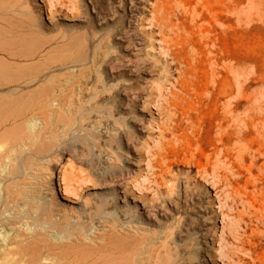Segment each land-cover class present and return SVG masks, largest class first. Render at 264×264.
Here are the masks:
<instances>
[{
	"label": "rangeland",
	"instance_id": "obj_1",
	"mask_svg": "<svg viewBox=\"0 0 264 264\" xmlns=\"http://www.w3.org/2000/svg\"><path fill=\"white\" fill-rule=\"evenodd\" d=\"M44 1L42 7L39 0H0V75L4 77H0V102L8 96L0 103V111L6 106L3 103H12L13 108L6 107L10 112L20 98L27 104V98L36 93L38 85L27 84L16 74L69 70L103 72L113 89L105 94L116 100L118 111L104 118L94 113L87 122L77 117L94 104L86 100L85 108L73 107L70 114L80 120L69 130L61 119L55 121L67 114V104L59 112L47 108L48 115L52 109L58 112L53 113L56 118L50 115L53 122L44 114L45 108L42 113L37 112L39 108L18 117L17 109L23 108L19 102L13 115L4 113L13 117L1 122L3 135L7 134L3 128L15 132L16 123L24 125L28 117L37 121L31 131L39 135H47L51 123L62 122L65 126L58 125L57 130L67 129L65 135L86 141L59 153L50 164L46 155L26 152L19 158L22 173L18 175H10L12 166L2 163V172L8 170L0 174L2 249L8 244L19 249L18 242L26 239L31 249L26 250L24 241L19 264L34 254V261L30 257L25 264H67L74 255L69 253L65 259L64 253L75 250L78 256L91 255L94 246L104 244V234L109 239L111 222L118 220L131 232L138 231V264H264V0H77L75 11L58 8V13L51 4L58 6L59 0ZM165 21L172 30L163 27ZM182 30L202 52L188 48L194 54L189 58L193 67L199 60L201 64L187 75L180 72L184 65L173 61L171 55L177 49L169 42L174 31ZM76 31L87 33L86 44L92 51L101 47L96 65L93 53L81 63L68 56V36ZM91 32L97 35L93 38ZM28 105L23 106L28 109ZM100 105L111 107L108 100ZM168 150L177 152L168 156ZM26 157L48 167L40 173V166L29 164L39 172L37 176L46 178L32 180V185L35 173L29 165V171L24 170ZM72 169L93 179L106 173L107 185L79 189L80 198L70 199L74 202L70 206L50 188L55 177L63 182V174ZM147 178L162 184L139 190L136 181ZM18 190L15 195L13 191ZM7 192L13 193L12 198ZM103 198L113 201L112 207L98 211L96 204ZM127 210L135 213L136 223L125 215ZM8 219L11 224L3 225ZM133 241L131 236L125 238L124 246L132 248ZM56 257H64L63 262ZM11 258L9 262L18 257Z\"/></svg>",
	"mask_w": 264,
	"mask_h": 264
},
{
	"label": "bare ground",
	"instance_id": "obj_2",
	"mask_svg": "<svg viewBox=\"0 0 264 264\" xmlns=\"http://www.w3.org/2000/svg\"><path fill=\"white\" fill-rule=\"evenodd\" d=\"M41 3H42V7H43V5H44V3H45V1L44 0H39ZM66 2H67V0H59L58 1V6L57 5H55V4H51V9L52 10H55L57 13L59 12V9L58 8H68L69 10H72V11H75V9H76V7H77V0H69L68 1V4H66ZM166 5H162V8L165 10V12L167 11V9H166V7H165ZM194 9V8H193ZM168 10H169V7H168ZM50 12H51V10H50ZM186 12V11H185ZM45 13V12H44ZM182 13H184V11L182 12ZM49 16V15H48ZM76 18V17H78V14H76V15H74L73 14V18ZM49 18H50V16H49ZM197 19V18H196ZM198 20V19H197ZM163 27L165 28H170V30H172V25L171 24H169L167 21H165L164 23H163ZM202 28H205L204 26H201ZM205 33H210L211 32V30L210 29H205ZM183 30L181 31V33H179L178 31H174L173 32V34H174V36L172 37V38H170L169 39V42H170V44L173 46V48H176L177 49V51H176V53H174V54H172L171 56H172V59H173V61L175 62V64H183L184 65V68L183 69H180V72H181V75H187L190 71H195L196 72V70H198V68H199V66H200V64H201V60H199L198 61V65L196 66V67H193V65H192V63H191V61L189 60V58H190V56L191 55H194V54H191L190 53V51L188 50V48H190V47H192L193 48V50H196L199 54H201L202 52H201V50L200 49H197L196 48V46L195 45H193V43H192V40L190 39V38H188L185 34H183ZM97 35V32H91V36L94 38L95 36ZM63 37H66V36H63ZM68 38H69V42H68V44L66 45V50H67V52H68V56L70 57V59L73 61V59H76L77 60V62H79V63H81V62H83V61H86V60H90V58H91V54L93 53V59H92V61L94 62V64L96 65V63H97V55L99 54V50H100V48L101 47H96L93 51L90 49V47L86 44V41H87V33H85L84 31H76V32H74V33H72V35H71V33H70V35L68 36ZM90 40H91V37H90ZM204 45V44H203ZM213 45V44H212ZM192 50V51H193ZM166 57H168V58H171L168 54L166 55ZM209 58V57H208ZM1 74V73H0ZM17 75H20V80H21V77L23 78L22 80H24V82L25 83H27V84H33V85H38L37 86V88H36V93L34 94L33 92H32V94H34V95H31V97L33 96V98H34V96L35 95H37L38 94V96L33 100V98H27V100H30V101H27L26 99H24L25 101H27V104L26 105H28L30 102H32V104L30 105V107H29V105H28V109H25V107L24 106H26L24 103H21L19 100L21 99H19L18 100V102H19V104H23L22 105V107L23 108H21V109H17V112L18 113H16V110H15V113H16V115L19 117V116H21L22 118H23V116H26L28 113H31L32 111L34 112L35 110H37V109H42V110H37V112L39 111V112H41L42 113V111H43V109L44 110H46V111H44V114H46V112H47V110L49 109V108H57V111L59 112V109L60 108H63L64 106H65V104H67L66 105V107H68V109H67V114L66 115H64L63 117H57V115H56V117H54V114H56V113H58L56 110V112L53 110H51V113L53 114H50L51 116H53L54 118H56L55 119V121L56 120H58V123H60V119H61V121L64 123V124H66L67 125V129L68 128H70L71 126H73V124L75 123V121H77L78 120V118L80 117H85L86 118V120H87V122H88V120H91L90 119V117H92V114H96V113H100V114H102V117L104 118L106 115H110V116H112V117H114L115 115H116V112L118 111V105H117V103H116V100L114 99V98H110L108 95H106L105 93L107 92V91H110V90H113L111 87H108V84H107V78L106 77H103V75H104V73L103 72H100L99 70H89V71H84V70H79V71H75V70H69V71H60V72H55V73H44V72H32V73H27V74H25L24 73V75L23 76H21V73L20 74H16L15 76H17ZM0 77L1 78H4V77H2V75H0ZM14 80V79H13ZM2 82V81H1ZM5 82V81H4ZM7 83H9V82H7ZM12 83V82H11ZM3 84H6V82L5 83H3L2 82V85ZM1 85V86H2ZM9 85V84H8ZM90 85V86H89ZM176 85V84H175ZM7 86V85H6ZM19 87H23L22 85H18ZM8 87V86H7ZM1 88V87H0ZM3 88V87H2ZM24 96V95H23ZM3 97V96H2ZM6 98H8V96H6ZM6 98H4L3 97V99H4V101H5V99ZM2 99V98H1ZM37 99V100H36ZM9 100V99H8ZM10 100H12V99H10ZM86 100L89 102V103H92V102H94V104H92V106H91V108H88L87 107V109H85L84 111H80V114L82 115V116H77L78 118H76V117H74L73 116V114H70L73 110V107H75L76 105L79 107V105L81 106L80 108H85V106L87 105L85 102H86ZM106 100H108L109 101V105L111 106L110 108H108V109H104V108H106V106H102L101 107V105L100 106H98L99 105V103L100 102H105ZM3 100H1V102H2ZM3 101V102H4ZM22 101V100H21ZM0 102V103H1ZM7 102L9 103V104H7ZM6 102V104L5 103H3L4 105H6L5 107H4V109L2 108L1 110L2 111H0L1 113L3 112V114L4 113H6L7 112V105H10L11 106V102H9V101H7ZM18 102H16V105L14 104V106L17 108V107H19L20 105L18 104ZM11 103V104H10ZM85 103V104H84ZM98 103V104H97ZM2 105V104H1ZM0 105V106H1ZM19 105V106H18ZM85 105V106H84ZM9 106V107H10ZM8 107V108H9ZM12 108H13V106H11ZM14 107V109H16ZM60 107V108H59ZM101 107V108H100ZM104 107V108H103ZM26 108H27V106H26ZM48 108V109H47ZM13 109V110H14ZM65 108H63V109H61L60 111H63ZM6 110V111H5ZM9 110V109H8ZM13 110H10V112L8 111L7 113H11V111H12V115H13ZM230 110V109H229ZM50 111V110H49ZM0 113V114H1ZM49 113V112H48ZM3 114H1L3 117L5 116H9V114L8 115H3ZM32 114H34V113H32ZM44 114H43V116H44ZM104 114H106L105 116H104ZM229 114H231L230 112H229ZM11 115V117H13ZM15 115V116H16ZM46 115H48V114H46ZM50 115H48L49 116V118H47L46 116H45V118H47V119H50V118H52ZM108 115V116H109ZM2 116H0V117H2ZM14 116V117H15ZM36 116V115H35ZM107 116V117H108ZM4 117V120H2L1 119V121H0V124H2L1 122L3 121H6L7 119L9 120L10 118L8 117H6L5 118ZM16 118V119H19V118ZM106 117V118H107ZM54 118H52L51 119V122H53L52 120L54 119ZM82 118V119H83ZM84 118V119H85ZM6 119V120H5ZM13 119V118H12ZM27 119V120H26ZM25 120H26V122L28 121V123H26V122H24L25 120H23L22 122H24V125L23 124H21V121H20V123H19V125L22 127V125L24 126V127H26L27 129L25 130L26 131V133H25V131H24V127H19V125H17V123H16V126L18 127V130H16V131H19L20 129L22 130V131H19V132H17V133H15L13 130H12V128H11V130L15 133V134H13V132L11 133V130L9 129V128H6L7 130L9 129L10 131H5L4 130V128H3V130H2V132L4 131L5 133H7V134H2L1 132H0V168H2V163H3V165H4V167H6L5 165H11L10 167H11V170L13 171H11L12 173H10V175L12 174V175H18V173L19 174H21L22 173V171H21V169H20V161H19V158L21 157V155L22 154H24V153H26V152H30L32 155L33 154H35L36 155V157L38 156V157H40V156H43V155H46L47 156V158H49V159H47V162L49 161V162H52L53 160H54V158L55 157H58V154L59 153H64V152H68V151H70L72 148H76V146H77V142L79 141H75V139H76V137L74 138H72L71 136H69V135H65V133L69 130H67L66 129V131H65V129L63 130L64 132H62V130L61 131H59V129L57 130V128H58V125H61V127H63V123L61 122V124H53V126H52V123H51V125H49L50 126V128H49V131H47L48 132V134L47 135H44V134H42V132H39L40 134H42V135H39L38 133H37V131H35V132H33L34 131V129H32V128H35L36 126H38V124H37V121L35 122V120L33 119V118H31V119H28V117L26 118ZM46 119V120H47ZM83 119V120H84ZM7 120V121H8ZM11 120V119H10ZM21 120V119H20ZM80 120V119H79ZM78 120V121H79ZM14 121V120H13ZM17 121V120H16ZM9 122V121H8ZM8 122H7V124H8ZM86 122V123H87ZM116 122V121H115ZM6 123V122H5ZM13 124H14V122H12ZM25 123L27 124V126H25ZM50 122H48V124H49ZM55 123V122H54ZM56 123H57V121H56ZM79 124H80V122H78ZM82 123V122H81ZM116 123H118V124H120V121H117ZM4 124V123H3ZM2 124V125H3ZM6 124V125H7ZM40 124V123H39ZM47 124V123H46ZM47 124V125H48ZM63 124V125H62ZM69 124V125H68ZM88 124V123H87ZM9 125V124H8ZM10 125H11V121H10ZM47 125H46V127H47ZM82 126H83V124H81ZM15 125L13 126L14 128L16 127ZM40 126V125H39ZM65 126V125H64ZM69 126V127H68ZM230 126V125H229ZM0 127H1V125H0ZM16 127V128H17ZM52 127H54V129L52 128ZM56 127V128H55ZM15 128V129H16ZM37 128V127H36ZM35 128V129H36ZM47 128V129H48ZM60 128V127H59ZM65 128V127H64ZM31 129L33 130V131H31ZM44 129V128H43ZM42 129V130H43ZM46 129V128H45ZM44 129V130H45ZM50 129H53V130H50ZM63 129V128H62ZM71 129V128H70ZM3 132V133H4ZM22 132L24 133V134H22ZM59 132H62V133H64L63 135H61V134H59ZM19 133V134H18ZM44 133H45V131H44ZM2 134V135H1ZM81 138H83L82 139V141L83 142H85L86 141V138L85 137H81ZM85 138V139H84ZM77 140V139H76ZM85 140V141H84ZM88 140V139H87ZM81 140L79 141V142H82ZM2 144H5V147H4V145H2ZM2 145V146H1ZM84 145H85V143H84ZM22 146V147H21ZM25 146H27V148H23V147H25ZM19 147H21V148H19ZM176 152H177V150H176ZM176 152H174V151H171V150H168V156H169V154H171V155H174ZM23 157V156H22ZM29 157V156H28ZM28 157H26V159H24V163H23V166L25 167V171L27 172V171H29L28 169H29V167H30V165H38L37 167H39L40 166V163H39V161L38 160H34V159H30V158H28ZM9 159V161H8V163H12V162H16V164L14 163V164H6L7 163V159ZM3 159H6L5 160V162H4V160ZM81 159V158H80ZM55 161V160H54ZM41 162V161H40ZM48 162V163H49ZM91 162L92 163H94L92 160H91ZM90 162V163H91ZM91 163V164H92ZM174 163V162H173ZM30 164V165H29ZM50 164V163H49ZM28 165H29V167H28ZM43 165V164H42ZM40 166L39 168H37V170H39V172L40 171H42L43 169H44V171L43 172H47V171H45L46 169H45V165H44V167L43 166ZM14 166V167H13ZM22 168V167H21ZM34 168V167H33ZM36 168H35V170H36ZM7 169H9V168H7ZM27 169V170H26ZM30 171L31 172H34L33 170L34 169H32V167H30ZM94 169V168H93ZM217 169V168H216ZM1 170V169H0ZM3 170H1V172H0V174L2 173V175H3V173L4 172H6V171H8V170H5V168H4V172H2ZM25 172V173H26ZM39 172H34L35 173V175H34V177H32V179H31V183H32V180L34 181V183H35V181H36V179L38 180H41L43 177H45L46 178V176L44 175L43 177L41 176H37L36 174L37 173H39ZM43 172H42V175H43ZM64 172H65V170H64ZM7 173V172H6ZM6 173H4V174H6ZM9 173V172H8ZM30 173V172H29ZM41 173V172H40ZM9 175V174H8ZM30 176V175H28V174H25V176ZM64 176H63V182H61L59 179H58V177H55L54 179H53V184L52 185H54V187L53 188H50V190L52 189L53 190V192L54 193H58V192H60L61 193V195L65 198V200L66 201H68V203L70 204V206L71 205H73L74 204V202L73 201H71L70 199H75V200H78L79 198H80V190L79 189H81V190H84L85 188H88L89 186H95V185H102V186H104V185H107V174L106 173H103V174H101L100 176H97L95 179H93L91 176H82V175H80V174H76V172H75V170H71V171H66L64 174H63ZM115 175V174H114ZM26 176V177H27ZM3 177V176H2ZM8 176H6V178H7ZM14 177V176H13ZM12 176L10 177V178H13ZM15 177H18V176H15ZM19 177H21V176H19ZM26 177H24V179H23V177H21L23 180H25L26 179ZM0 178H1V175H0ZM9 178V177H8ZM29 178V177H28ZM31 178V177H30ZM30 178L28 179V181L30 180ZM41 178V179H40ZM16 181H18V182H16ZM19 181L20 180H15L14 182H16V183H19ZM22 181V180H21ZM27 180L25 181L26 183L28 182ZM13 182V181H12ZM13 182V183H14ZM25 182L23 183V184H25ZM1 183V182H0ZM15 183V184H16ZM40 183H42V182H40ZM52 183V182H51ZM159 183V181H158V179L156 178V179H153V180H150V178H147V179H145V180H143V181H136V184L139 186H137L138 187V189L139 190H141L140 189V187L141 188H143V187H146V188H150V186H151V184L153 185V184H158ZM10 184V183H9ZM9 184H7V185H9ZM38 184V183H37ZM159 184H162V183H159ZM18 185V184H17ZM32 185H33V183H32ZM39 185V184H38ZM41 185V184H40ZM77 185V186H76ZM12 186V185H11ZM13 186H14V184H13ZM35 186H36V184H35ZM29 187H30V185H29ZM31 187H34V186H31ZM37 187V186H36ZM35 187V188H36ZM9 188V187H8ZM16 188H18V186L16 187ZM7 189V188H6ZM19 189V188H18ZM37 189V188H36ZM35 189V190H36ZM10 191H12L11 190V188L9 189ZM8 189L6 190V191H9ZM15 190V189H14ZM34 190V189H33ZM5 191V190H4ZM13 192H16L15 193V195L17 194V192H19V190L18 191H13ZM23 192V191H22ZM82 192V191H81ZM8 193H10V194H8ZM11 193L12 192H7L6 194L7 195H9V197H8V199L9 198H12V197H10L11 196ZM234 193V192H233ZM13 194V193H12ZM19 194V193H18ZM20 194L22 195V193L20 192ZM14 195V196H15ZM0 196H1V193H0ZM13 196V197H14ZM23 196V195H22ZM143 196H145L144 194H143ZM237 196H240L239 194H237ZM242 197H244V196H242ZM15 198V197H14ZM13 198V199H14ZM17 198V197H16ZM19 198V197H18ZM17 198V199H18ZM7 199V198H6ZM21 199V198H20ZM7 201V200H6ZM5 201V204L7 203ZM11 201V200H10ZM14 201V200H13ZM16 201V200H15ZM1 203H4V202H2V199H1V197H0V204ZM112 203H113V201H111V200H108V199H102L100 202H97V206L96 207H98V208H96L98 211H100V210H107V209H109V208H111L112 207ZM246 203V202H245ZM90 204V203H89ZM263 204V203H262ZM2 205V204H1ZM8 205V204H7ZM246 205H248V203L246 204ZM51 207H49V209H50ZM93 208H94V206H93ZM53 209V208H52ZM52 209H50V211H54V209L52 210ZM9 211V210H8ZM97 211V212H98ZM105 212V211H104ZM103 213V212H102ZM96 214H98L99 216H101L99 213H96ZM51 216H52V214H50ZM125 215L126 216H128V218L129 219H131L132 220V222H137V218H136V215H135V213H133V211H131V210H127V211H125ZM7 216V215H6ZM48 217H50L49 215H47ZM8 218H11V217H8ZM15 218V217H14ZM51 218V217H50ZM78 219V218H77ZM107 219H110V218H108L107 217ZM5 220H7V219H5ZM5 220H3V221H5ZM50 221L52 220V218L51 219H49ZM104 220H106L105 218H104ZM8 221H9V219H8ZM8 221H5V223L4 222H2L3 223V225H5V224H11L10 223V221L8 222ZM13 221V220H12ZM104 222H106V225H107V221H104ZM108 222H111V221H108ZM116 222H117V224H118V220L116 221V220H114L113 221V223L111 222V227H110V229H109V231H108V235H109V239L107 238V235H105L104 234V237H101V240H103V242H104V244H98V245H96V246H94V249H93V251H91L92 249H90V251H91V255H88V254H90V253H88L86 256H83L84 254H85V252H84V254H82L81 255V252H79V254L81 255V256H78V255H75V254H77V252L74 254V251L75 250H73V253H71V252H67V253H64V254H62V255H64V257H65V259H67L68 257H67V255H69V253H70V255L71 254H73L74 256H70L69 258H70V260L68 259V261L71 263V264H138L137 263V259H136V257L139 255L138 254V250H140V246L137 244L138 242H140L141 241V238H139L138 236H139V234H136V232H138V231H135V232H131V228H126L125 226H121L120 225V223L117 225L116 224ZM12 224H14V223H12ZM109 224V223H108ZM3 227H5V226H3ZM9 227V226H8ZM1 230H3V229H1ZM132 231H134V230H132ZM17 233H19V232H17ZM9 234V233H8ZM38 234V233H37ZM81 234H83V233H81ZM10 235V234H9ZM8 235V236H9ZM21 235V234H20ZM19 235V237H23L22 235L20 236ZM103 236V235H102ZM112 236V237H111ZM132 237L133 239H134V241H133V247L132 248H128V247H126V246H124V243H123V241H124V239L125 238H127V237ZM18 237V238H19ZM25 237V236H24ZM23 237V238H24ZM9 238V237H8ZM16 238H17V236H16ZM16 238H14V239H16ZM17 238V239H18ZM28 238V237H27ZM112 238H113V241H112ZM115 238V239H114ZM145 238V237H144ZM10 239H12V238H10ZM79 239H80V237H79ZM111 239V242L109 241V242H107V240H110ZM146 240L148 239V238H145ZM26 240V239H25ZM24 240V241H25ZM30 240H33V239H30ZM121 241L122 242V245L120 244V245H117V244H119V242L118 241ZM145 240V241H146ZM16 241H19V240H16ZM15 241V242H16ZM24 241H23V243H24ZM27 241H28V239H27ZM93 241V240H92ZM100 241V240H99ZM8 242H9V240H8ZM11 242V241H10ZM12 242H14V240L12 241ZM14 242V243H15ZM26 242V241H25ZM30 242V241H29ZM32 242V241H31ZM77 242V241H76ZM118 242V243H117ZM23 243H20V242H18V246H19V249H17L18 247L16 246V248H15V246H12L11 248L12 249H15V250H12V249H10V247H9V244L8 245H5L4 247H6L7 249H8V252H6V253H3L2 254V252L0 251V264H8V263H12V261H14V263H16L15 261H17V263L19 264V260H20V258L19 257H21L22 258V254H23V248L26 246L25 244H27L28 242H26L25 244H23ZM32 243H38V242H32ZM31 243V244H32ZM1 245V244H0ZM28 245H29V243L27 244V247H25L26 248V250L28 251V250H30L31 249V245L29 246L30 248L28 249ZM33 245V244H32ZM40 245V244H39ZM2 246V245H1ZM0 246V250H2V251H4V249H5V251L7 250L6 248H4L3 247V249H2V247ZM10 246H11V244H10ZM35 246H36V244L34 245V247L32 248L33 249V251H34V248H35ZM44 246V245H43ZM53 246V245H52ZM71 246H73V244L71 245ZM70 245H68V247H71ZM77 246V245H76ZM14 247V248H13ZM45 247V246H44ZM55 247V246H54ZM78 247V246H77ZM39 248H41V245L40 246H38L37 248H36V250L37 251H41V249L39 250ZM43 248V247H42ZM49 248V247H48ZM56 248V247H55ZM74 248V247H73ZM79 248V247H78ZM89 248H90V246H89ZM51 249V248H50ZM80 249V248H79ZM25 250V249H24ZM84 249H82V251H83ZM87 250V249H86ZM149 250V249H148ZM69 251V250H68ZM78 251V250H77ZM80 251H81V249H80ZM89 251V252H90ZM22 252V253H21ZM25 252V251H24ZM36 251H34V252H32V253H35ZM29 253H30V251H29ZM28 253V254H29ZM17 254H19V255H17ZM26 254V253H25ZM38 254V253H37ZM55 254V253H54ZM12 255V256H11ZM27 255V254H26ZM25 255V256H26ZM41 255V254H40ZM14 256V257H13ZM31 256H35V254L34 255H29L28 256V258H27V256H26V260L28 261V259L31 257ZM11 257H13V258H11ZM19 259H18V258ZM36 257V256H35ZM35 257H31L32 258V260H30V262H32V261H34L33 259L35 258ZM63 257V258H64ZM88 257V258H87ZM9 258H11V259H14V258H17V259H14V260H11L10 262H9ZM57 259L59 258V257H56ZM63 258H60V259H63ZM37 259V258H36ZM39 259V258H38ZM54 259V258H53ZM60 259H58L60 262H61V260ZM8 260V261H7ZM22 260V259H21ZM21 260H20V262H21ZM23 261V263L25 264V263H27V261ZM55 260V259H54ZM4 261H7L8 263H6V262H4ZM66 262H68L67 260H65ZM29 262V261H28ZM29 262V263H30ZM36 262H38V261H36L35 260V263ZM59 262V263H60ZM63 262V261H62ZM61 262V263H62ZM67 263V264H70V263ZM16 263V264H17ZM56 263V262H55ZM22 264V263H21ZM37 264V263H36ZM57 264H58V261H57ZM64 264H66L65 262H64Z\"/></svg>",
	"mask_w": 264,
	"mask_h": 264
}]
</instances>
